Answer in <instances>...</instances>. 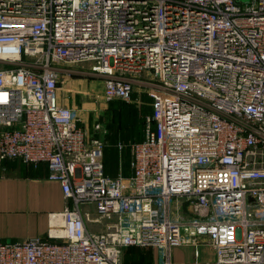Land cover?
I'll return each mask as SVG.
<instances>
[{
    "label": "built area",
    "instance_id": "built-area-1",
    "mask_svg": "<svg viewBox=\"0 0 264 264\" xmlns=\"http://www.w3.org/2000/svg\"><path fill=\"white\" fill-rule=\"evenodd\" d=\"M79 63L104 101L155 94L129 177L58 103L57 68ZM0 64V163L45 165L66 202L47 240L0 241V264H121L127 247L173 264L203 244L213 261L189 264H264V0H0Z\"/></svg>",
    "mask_w": 264,
    "mask_h": 264
},
{
    "label": "rangeland",
    "instance_id": "rangeland-1",
    "mask_svg": "<svg viewBox=\"0 0 264 264\" xmlns=\"http://www.w3.org/2000/svg\"><path fill=\"white\" fill-rule=\"evenodd\" d=\"M30 62L31 60L28 59L27 63ZM59 68L61 74H65L63 70L76 71L71 75L70 79L64 82L60 81L58 84L60 88L64 89L59 93L61 104L74 109L79 118L77 125L80 126L81 124L90 131L88 132L90 135L103 142V159L106 156L108 158L107 162L111 164V166L113 165L112 163L117 161V167L115 168V165L112 166L111 171L108 170L107 173L105 172V175L110 178H114L119 174L124 177H129L132 173L130 167L132 161L131 147L135 143L141 141L145 133L146 124H139L138 126L132 127L131 129L134 132H132L133 134L128 139L124 124H122L121 120L115 118L114 114V112L119 109L117 106L119 103H122V101H104L102 99V83L100 79L98 80L93 75L88 74V65L81 63L67 64ZM154 100L155 94L151 88H140L139 84H136L131 101L123 103L129 108L137 110L142 122L143 119L145 120L148 115L152 114V104ZM96 124H99L100 130H97L95 133L92 126ZM119 145L122 146L120 151L118 149ZM109 222L110 221L105 220L99 227L93 226L90 227V229L95 232H102L105 230V225ZM129 248L130 247H127L122 250L121 264H139L135 260L139 261L141 255L144 254L149 255L150 261L148 264H159L160 262L156 250L143 247H134L136 250L135 252L138 254L137 258L128 262V255L126 252ZM206 248V246L200 248L201 256L204 254L207 256L210 255L205 252L208 251ZM183 255L185 258L189 257V260L193 261L190 250H188V254L184 253Z\"/></svg>",
    "mask_w": 264,
    "mask_h": 264
},
{
    "label": "crops",
    "instance_id": "crops-1",
    "mask_svg": "<svg viewBox=\"0 0 264 264\" xmlns=\"http://www.w3.org/2000/svg\"><path fill=\"white\" fill-rule=\"evenodd\" d=\"M57 69L60 71L59 67ZM63 71L69 72L70 77H64L61 82L70 79L71 75L76 72L73 70ZM94 77L100 79L103 86V80L97 76ZM62 89L59 87L57 91V100L60 105L62 104L59 93ZM80 127L84 128L81 124ZM87 132L90 131L87 130ZM47 175L48 171L45 165L31 169L20 161L0 163V241L2 243L14 244L33 238L48 239L50 217L53 214L61 213L66 202L63 199L60 186L55 182L48 181ZM93 226L99 227V225H90V227ZM202 246L207 247L208 251L205 252L210 254L209 256L205 254L201 256L200 248ZM188 250H190L193 261L183 255L184 253L188 254ZM213 259V251L204 244L199 246L196 259L193 256V248L189 246L174 248L171 256L173 264H189L194 261L204 263L211 262Z\"/></svg>",
    "mask_w": 264,
    "mask_h": 264
},
{
    "label": "trees",
    "instance_id": "trees-1",
    "mask_svg": "<svg viewBox=\"0 0 264 264\" xmlns=\"http://www.w3.org/2000/svg\"><path fill=\"white\" fill-rule=\"evenodd\" d=\"M117 102H121V101H117ZM118 107L119 109L114 112L115 118L121 120L122 124H124L125 130H127V138L129 139L131 135L133 134L132 132H134L131 128L138 126L139 124L145 125V120L143 119V121L141 122L138 111L127 107L123 102L119 103L117 108ZM143 139H144V136L142 137L141 141ZM107 161H108V158L105 156V158L103 159V165H104V171L106 173L108 170L111 171L112 166L115 165V168L117 167L116 165L117 161L115 163H112L113 164L112 166ZM135 251L136 250L134 247H130L128 251L126 252V254L128 255V258H127L128 262H130V260L133 261L134 259L137 258L138 254ZM135 261L139 264H148L150 261L149 255L147 254L141 255V257L139 258V261L138 260H135Z\"/></svg>",
    "mask_w": 264,
    "mask_h": 264
}]
</instances>
